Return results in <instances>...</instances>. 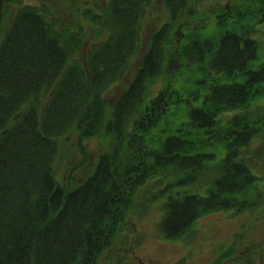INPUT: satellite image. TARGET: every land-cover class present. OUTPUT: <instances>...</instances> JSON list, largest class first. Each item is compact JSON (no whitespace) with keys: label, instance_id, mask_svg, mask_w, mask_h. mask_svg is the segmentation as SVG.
Returning a JSON list of instances; mask_svg holds the SVG:
<instances>
[{"label":"trees","instance_id":"16d2710c","mask_svg":"<svg viewBox=\"0 0 264 264\" xmlns=\"http://www.w3.org/2000/svg\"><path fill=\"white\" fill-rule=\"evenodd\" d=\"M10 1L0 0V264H96L101 250L113 245L123 211L143 181L160 171L175 175L179 161L183 169H195L194 176L208 161L222 158L208 171L218 175L204 195L191 189L172 200L159 225L165 236H180L201 211L240 213L260 203L264 175L253 172L258 162L244 149L264 135V59L253 33L257 22L264 23V0L234 15L218 14L217 31L207 34L197 26L180 50L173 27L192 18V9L187 0H166L169 21L151 36L108 123L120 131L135 123L136 135L161 124L165 137L158 150L135 164L102 159L95 176L72 191L54 174L57 138L74 122L84 134L99 130L104 93L121 79L124 59L140 52V25L149 0H108L104 15L93 18L107 37L74 63L81 40L77 32L69 27L57 31L59 21L47 6L37 4L22 5L6 27ZM172 51L197 73L184 86H165L145 103L147 85L163 73ZM93 93L95 108L90 105ZM24 106L23 117L15 119ZM227 114H234L230 131L238 132L217 149L221 157L208 150L207 138H217ZM170 183L180 188L189 182L182 176Z\"/></svg>","mask_w":264,"mask_h":264},{"label":"rangeland","instance_id":"374dc122","mask_svg":"<svg viewBox=\"0 0 264 264\" xmlns=\"http://www.w3.org/2000/svg\"><path fill=\"white\" fill-rule=\"evenodd\" d=\"M187 2L188 8L192 9L190 11L193 17L188 18L187 21L182 20L179 26L173 27L179 50L197 26L206 28L207 34L217 31L218 14L234 15L250 3L255 4L254 0H187ZM24 4L47 6L53 18L59 21L56 25L57 31L69 27L80 35V43L70 63L82 60L94 45H99L100 40L107 37L102 24L95 22L94 19L96 16L104 15L108 0H11L5 11L3 25L8 27L15 11ZM86 8L93 10L84 12ZM91 14L94 16L92 17ZM169 17L170 11L166 0H149L145 5L140 25V52L132 56L128 55L124 59L125 69L121 79L113 83L104 93L101 101L104 102L105 115L103 120H100L102 123L98 125L99 130L84 134L83 127L81 129L74 122L57 138L58 152L54 163V174L66 191H72L94 177L102 159L115 162L117 160V163L130 159L135 164L136 160L145 157L144 154L148 155L149 151L157 149L165 137L163 131L159 132L164 127L161 124L154 131L150 126L141 128L143 131L136 135L133 131L137 126L135 123H131L125 131H120L119 126L109 128L108 123L121 96L135 78L151 36L169 21ZM255 26L257 31L253 33L259 40L258 45H261L258 52L261 53L260 58L263 61L264 23L259 21ZM172 52L174 57L164 63L163 73H159L158 79L147 85L145 103L165 86L178 83L181 85L183 83L184 86L196 72H191L188 62L177 57L178 53L175 51ZM46 99L47 97H44V100ZM95 101L96 96L93 93L90 105L94 108ZM258 104L259 101L254 102L251 108ZM26 111L24 106L15 119L22 118ZM93 111L94 109L91 108V112ZM233 116L234 114L222 116L220 127L216 132L217 138L213 135L207 138L212 144L207 147L209 151L222 155L223 152L217 149L224 147L227 144L226 140L237 134L238 130L230 131L229 120ZM88 123L89 120L84 125ZM261 136L262 139H254L244 149L245 156L258 162L257 168L252 167L254 163L252 160L250 162L253 172L258 175H264V162L256 161V159H264V135ZM221 157H224V154ZM175 159L179 158L176 156ZM220 159L208 161L209 163H205L204 168H199L194 176L192 173L195 169L190 170L191 168L186 165H183L185 166L183 169L182 161H179L176 164L181 165L180 167L178 165L180 171L178 168L175 175L170 173L166 176L165 173L159 174L162 172L160 171L144 180L123 211V219L118 223L113 245L101 250L96 264H246L249 259L253 264H264V197L259 199L260 203L254 208L240 213L235 209L201 211L190 226L183 229L177 237L165 236L164 231L160 230V222L172 200L184 197L181 195L188 194L191 189L199 188L195 194L204 195L206 190L215 184L214 177L218 173L211 174L208 171L212 166L217 165ZM205 170L207 173L201 174ZM182 176L189 183L180 188L170 183ZM191 179H195L196 182L191 183Z\"/></svg>","mask_w":264,"mask_h":264}]
</instances>
